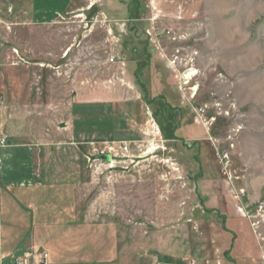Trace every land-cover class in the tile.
Returning <instances> with one entry per match:
<instances>
[{
	"label": "rangeland",
	"instance_id": "1",
	"mask_svg": "<svg viewBox=\"0 0 264 264\" xmlns=\"http://www.w3.org/2000/svg\"><path fill=\"white\" fill-rule=\"evenodd\" d=\"M3 3L0 147L27 144L37 156L36 147L53 146L63 171L75 160L76 208L92 254L115 264H264V211L255 210L264 204V0H83L84 12L50 25L19 20ZM134 73L146 100L162 95L168 104H148ZM100 90L149 105L138 140L71 150L60 127L70 102ZM92 124L76 117L72 126L93 139ZM210 192L218 204L204 214ZM20 203L7 210L23 213L28 203ZM28 216L9 232L2 218L0 254L27 239Z\"/></svg>",
	"mask_w": 264,
	"mask_h": 264
},
{
	"label": "crops",
	"instance_id": "2",
	"mask_svg": "<svg viewBox=\"0 0 264 264\" xmlns=\"http://www.w3.org/2000/svg\"><path fill=\"white\" fill-rule=\"evenodd\" d=\"M4 1L0 0V12L5 15ZM82 1L10 0L11 5L17 9V19L37 25H50L72 11L84 12ZM95 7L96 4L90 3L87 10L94 11ZM147 106L149 105L142 103L139 96L130 100L121 99L119 94L113 91L110 93L100 90L90 98H84L77 93L70 102L71 112L63 124L64 128L62 127L67 139L65 144L72 150L73 146L138 140L136 127L142 128L146 117L149 116ZM146 111L149 114H146ZM76 117L82 124L93 122L91 130L95 131V138L84 137V129L78 132L75 130L72 124ZM5 126L6 115L0 108V136L5 134ZM36 148L37 156L34 148L27 144L6 141L5 145L0 147V221L5 218L6 230L9 232L13 230L10 223L14 220L17 224L25 223L24 214L30 215V226L26 230L27 239L14 248L10 243L7 244L5 252L0 254V264H14V259L24 254L39 253L48 255L46 264H115L116 259L101 260L85 246L89 237L88 224L84 220L85 217L77 211L72 185L75 178H80L73 174L71 163L74 164L75 160L73 162L70 158L67 161L68 170L63 171L57 168V156L53 146L43 145ZM80 163L83 164V161ZM55 166L56 174L53 169ZM70 181L71 185L67 187L66 183ZM45 187L47 189L43 190ZM2 189L7 191L5 200L2 198ZM210 193L212 195L209 196L208 203L214 210L218 197L216 193ZM21 201L28 203V208H25L23 213L18 209L14 212L7 210V203L15 208L13 205L18 206ZM168 261H171V264H181L179 258L166 259L165 262Z\"/></svg>",
	"mask_w": 264,
	"mask_h": 264
},
{
	"label": "built area",
	"instance_id": "3",
	"mask_svg": "<svg viewBox=\"0 0 264 264\" xmlns=\"http://www.w3.org/2000/svg\"><path fill=\"white\" fill-rule=\"evenodd\" d=\"M162 35V34H161ZM164 35L166 36V38L174 41L176 38L174 37V33L171 29H167L164 32ZM177 60V59H176ZM111 62H113V60H111ZM175 63V62H174ZM149 114V113H148ZM150 115V114H149ZM152 121V120H150ZM151 127L153 129H156V131L158 130L157 125L152 121L151 122ZM5 141L4 139L0 140V143L3 144ZM121 145L124 146V148H126V144L125 143H120ZM109 152L111 151V148L107 149ZM227 160V156L223 155L222 157V162ZM223 168L225 169V167L223 166ZM226 173V172H225ZM233 198L236 201H239L241 197H243V192L239 191V192H234V188H233ZM244 210L245 207H238L237 208V212L242 216L245 217L244 215ZM255 210L258 214H261L264 211V204L263 203H258V205H256ZM48 259V255L46 253H39L37 255H32V254H24L22 257L19 258H15L14 259V264H45L46 260Z\"/></svg>",
	"mask_w": 264,
	"mask_h": 264
},
{
	"label": "trees",
	"instance_id": "4",
	"mask_svg": "<svg viewBox=\"0 0 264 264\" xmlns=\"http://www.w3.org/2000/svg\"><path fill=\"white\" fill-rule=\"evenodd\" d=\"M144 52H147V49H146V46H145V49H144ZM150 56H151V54H148L147 53V60L145 61V63H144V67H146L147 65H149V60H150ZM137 73V72H136ZM136 73H134V76H135V78H136V82L138 83V85H139V87L141 88V90H142V93H143V96H144V100L148 103V104H152L154 101H156V100H162V101H164L165 102V97L164 96H162V95H159L158 97H156V98H154V99H152V100H146L147 98H146V95H147V91H146V89H145V87H144V85L142 84V83H140L139 82V80L137 79V77H136ZM165 104L167 105L168 103L167 102H165ZM172 140L175 142V141H178L179 140V138H177L175 135H174V133H173V131H172ZM214 210H205L204 211V214H210V213H212ZM224 226H225V222L222 220V222H221V225H220V229H222V230H225V228H224ZM234 227L235 228H239L240 227V225L239 224H236V225H234ZM239 231H240V229H238ZM241 230H242V228H241ZM241 233V232H240ZM231 249V246H230V248H229V250ZM229 250L228 251H224V253H223V256H224V258L226 259V260H228L229 259Z\"/></svg>",
	"mask_w": 264,
	"mask_h": 264
},
{
	"label": "water",
	"instance_id": "5",
	"mask_svg": "<svg viewBox=\"0 0 264 264\" xmlns=\"http://www.w3.org/2000/svg\"><path fill=\"white\" fill-rule=\"evenodd\" d=\"M60 127H64V125L61 124ZM103 159L108 160V157L105 156V157H103Z\"/></svg>",
	"mask_w": 264,
	"mask_h": 264
}]
</instances>
